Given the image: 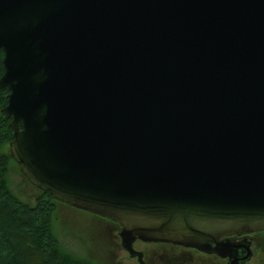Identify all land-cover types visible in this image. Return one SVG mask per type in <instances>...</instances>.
Here are the masks:
<instances>
[{"label": "water", "instance_id": "obj_1", "mask_svg": "<svg viewBox=\"0 0 264 264\" xmlns=\"http://www.w3.org/2000/svg\"><path fill=\"white\" fill-rule=\"evenodd\" d=\"M0 53L21 174L140 264L264 231V0H0Z\"/></svg>", "mask_w": 264, "mask_h": 264}, {"label": "trees", "instance_id": "obj_2", "mask_svg": "<svg viewBox=\"0 0 264 264\" xmlns=\"http://www.w3.org/2000/svg\"><path fill=\"white\" fill-rule=\"evenodd\" d=\"M4 54L0 53V78L4 74ZM7 89L0 91V264H94L69 251L54 229V216L61 204L49 192L40 191L34 204L17 197L9 186L15 162L4 152L14 140L11 120L2 110L8 104ZM72 208V207H71ZM75 209V208H74Z\"/></svg>", "mask_w": 264, "mask_h": 264}, {"label": "rangeland", "instance_id": "obj_3", "mask_svg": "<svg viewBox=\"0 0 264 264\" xmlns=\"http://www.w3.org/2000/svg\"><path fill=\"white\" fill-rule=\"evenodd\" d=\"M4 152L11 154L10 146H6ZM8 180L17 197L30 204L35 203L40 191L25 179L20 166L12 163ZM54 229L69 251L90 259L94 264H136L122 248L117 247L120 240L115 234L85 214L60 205L54 216ZM136 247L146 251L152 260L151 246L137 244Z\"/></svg>", "mask_w": 264, "mask_h": 264}, {"label": "flooded vegetation", "instance_id": "obj_4", "mask_svg": "<svg viewBox=\"0 0 264 264\" xmlns=\"http://www.w3.org/2000/svg\"><path fill=\"white\" fill-rule=\"evenodd\" d=\"M67 208L85 214L108 228L120 240L117 247L140 264L138 257H132L123 247L122 227L118 223L69 206ZM137 244L151 246L152 260L146 251L136 247ZM134 249L143 254L144 264H232L234 261L237 264H264V231L221 237L217 242L210 243L207 251L173 243H145L139 240L135 242Z\"/></svg>", "mask_w": 264, "mask_h": 264}]
</instances>
